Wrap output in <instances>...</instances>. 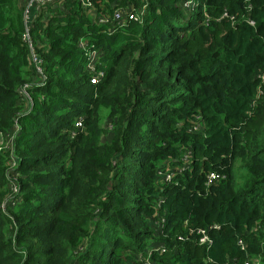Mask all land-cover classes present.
Returning a JSON list of instances; mask_svg holds the SVG:
<instances>
[{
    "label": "trees",
    "instance_id": "trees-1",
    "mask_svg": "<svg viewBox=\"0 0 264 264\" xmlns=\"http://www.w3.org/2000/svg\"><path fill=\"white\" fill-rule=\"evenodd\" d=\"M189 1L96 0L142 11L112 34L49 6L40 74L0 0V264H264V0Z\"/></svg>",
    "mask_w": 264,
    "mask_h": 264
},
{
    "label": "built area",
    "instance_id": "built-area-1",
    "mask_svg": "<svg viewBox=\"0 0 264 264\" xmlns=\"http://www.w3.org/2000/svg\"><path fill=\"white\" fill-rule=\"evenodd\" d=\"M20 2V6L23 9V19L26 27V32L24 34L23 40L27 45L29 46L31 53H32V60L35 64L37 71L40 74L42 73V69L40 67V59L34 52V47L32 43V37H31V26L36 21V19L44 14L46 17V9L49 6L52 5H59L62 6L65 0H18ZM80 2V4L83 6V8L87 11L88 15L91 17L93 22L109 26L110 27V33H114L119 28H123L127 26L129 23L132 22H141L142 21V11L138 10L136 11L132 7L122 8L117 7L114 9V13L112 15L108 14H100L101 12L98 11L97 6L95 5L96 0H77ZM189 5H194V1L190 0L188 2ZM54 7V6H53ZM81 49H83L86 52V56L88 59V68L92 73H95L96 71V64L99 59V51L88 47V45L85 42H81L80 44ZM103 73H99L98 77H95L92 80L93 84L98 83L99 78L103 77ZM261 79L264 81V75L261 77ZM42 80L45 81L46 77L43 75ZM29 86H26L23 90V94L26 96V98L31 101L30 94H29ZM82 126V123L78 121L76 124L77 128H80ZM18 132V127H15L11 132H0V152L7 151L10 153V166L9 170L10 172H14V170L17 167V163L13 160L12 161V153H13V147H14V141L16 134ZM172 178L171 173H167L166 179L167 181H170ZM216 176L211 175V182L215 181ZM13 184L12 190L14 193H17L18 189L17 186ZM8 206V203L2 206V209L5 211ZM216 226H213L215 228ZM201 234L200 243L201 244H209L208 237L205 234V231H200Z\"/></svg>",
    "mask_w": 264,
    "mask_h": 264
},
{
    "label": "rangeland",
    "instance_id": "rangeland-1",
    "mask_svg": "<svg viewBox=\"0 0 264 264\" xmlns=\"http://www.w3.org/2000/svg\"><path fill=\"white\" fill-rule=\"evenodd\" d=\"M20 3V2H19ZM234 172H235V176L238 178L239 181H241V186L240 188L241 189H245L244 187V180H245V170L242 169V166H241V163L240 161H237L235 163V166H234Z\"/></svg>",
    "mask_w": 264,
    "mask_h": 264
}]
</instances>
